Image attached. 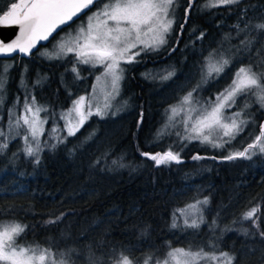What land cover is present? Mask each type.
Instances as JSON below:
<instances>
[{
    "label": "trees",
    "instance_id": "1",
    "mask_svg": "<svg viewBox=\"0 0 264 264\" xmlns=\"http://www.w3.org/2000/svg\"><path fill=\"white\" fill-rule=\"evenodd\" d=\"M186 1L179 0L180 16ZM253 1L239 0L238 4L206 12L196 9L194 16L205 20L196 21L195 27H204L207 35L203 38L195 35L194 54L170 53L173 34L165 47L142 54L139 62L130 65L117 99H128L131 109L116 118L106 116L114 118L112 126L109 119L91 117L74 136L60 132L59 137L67 138L62 143L57 140L50 144L55 147H43L49 138L46 130L41 138L43 151L39 153V163L22 151L24 142L20 137L9 141L7 149L0 152V218L28 226L19 240L21 244H38L44 248L52 245L53 252L57 248L61 252L74 250L72 259L76 264H87L89 250L104 262L113 250L119 253L124 249L141 262L149 253L156 258L164 257L169 245L195 247L212 241L218 246L217 254L224 251L236 258L233 264H264V238L259 235V231H264V155L228 161L222 159L232 152L227 147L216 149L198 141L181 142L179 139L174 143L167 136L153 143L157 130L169 122L166 109L174 102L169 100L170 91L175 90L176 100L181 98L177 81L185 72L196 70L197 73L208 51L216 44L228 37L234 45V57L220 77L209 79L207 88L201 87L202 100L209 99L221 84H227L237 65L252 62L254 66L259 65L254 70L264 72V36L253 38L250 6ZM10 2L18 0H0V9L6 10ZM104 2L97 0L74 22L61 27L59 33ZM209 16H219L222 20L210 22ZM54 38L38 50L50 45ZM243 40L253 41L250 50L241 46ZM207 48L209 50L204 51ZM38 50L28 57L18 54L11 58L0 57V65L9 66L5 74L4 103L0 105V128L6 130L8 110L15 98L20 94L22 99L25 95L20 81L23 71L27 76V90L40 105L47 107L50 118L66 109L74 93L82 87V77L77 78L71 71L74 65L79 76L92 79L86 76L89 68L77 64L74 58L47 61L37 55ZM155 67L162 70L160 76L167 69L174 70L175 75L168 80L160 76L159 80H154L151 74ZM194 82L190 83L191 88ZM238 101L234 111L245 103L252 105L243 117L252 123L234 140L236 149L233 151L251 143L259 134L264 118V109L254 98L240 97ZM98 125H102L100 132H92ZM182 143L186 145L183 151ZM169 145L173 151L181 152V163L155 166L141 155L142 152H163ZM197 154L206 158L193 160ZM205 197L209 198V204L204 209V224L198 229L186 228L180 219L178 227H171L176 209ZM257 206L259 231L251 220L241 219L244 212ZM213 220L216 225L210 227ZM226 227L231 231H224Z\"/></svg>",
    "mask_w": 264,
    "mask_h": 264
},
{
    "label": "snow or ice",
    "instance_id": "2",
    "mask_svg": "<svg viewBox=\"0 0 264 264\" xmlns=\"http://www.w3.org/2000/svg\"><path fill=\"white\" fill-rule=\"evenodd\" d=\"M97 3V0H18L10 2L6 10L0 9V25L18 26L17 37L9 43L0 42V56L11 54L31 55L36 48L37 42L47 41L50 36L61 26L69 25L74 18H78L81 13ZM239 0H206L200 5V9H212L238 4ZM195 0H187L185 8L184 23H187L189 12L193 9ZM179 7V0H105L103 6L87 17V20L79 25L75 30V36L69 41L58 42L54 46L55 51L49 53L45 51L43 55L49 59H60L68 54H73L77 64L90 65L93 68L102 67L101 76L96 77L99 82L104 80L105 88L108 90L103 106L97 103L95 92L96 85H93V92L88 96L81 95L72 101V105L60 113L64 128L56 125L50 129V133L66 131L67 136H74L84 123L93 115L101 118L108 115L111 104L108 98L112 94L119 95L121 82L124 79V67L122 65L139 62L138 58L149 51H158L168 43V36L172 33L176 25V10ZM182 30L184 24L179 25ZM239 29V25L235 26ZM248 25H245V29ZM255 29L264 32V23L254 26ZM244 29H240L243 31ZM201 37L204 33L201 32ZM71 37L72 34L69 33ZM252 40L241 41V46L245 50H250ZM215 51V50H213ZM201 81L180 98L178 104L170 105L166 112H170L169 122L165 123L162 129H158L153 138V143L162 141L166 136L171 137L173 133L169 130L179 123L183 131L175 132L179 141H198L201 144L210 145L216 149H226L234 140L240 136L252 123L251 120L243 118L248 114L247 110L251 104L245 103L238 111L227 112L236 106L239 97L254 98V102L264 109V72L254 70L259 65L254 66L249 62L247 66L239 67L233 74L231 82L215 96L201 103L200 99H194V94H198L203 84L209 79L220 77L225 69L232 63L231 58L221 56L216 59L212 53L205 58ZM9 66L0 65V105L4 103L2 99L4 86L6 83L5 74ZM79 76V70L74 65L71 69ZM175 75V71H167L161 75L160 79L168 80ZM23 84V81L21 82ZM39 80L36 81L38 85ZM26 88V85H25ZM114 98V97H113ZM20 104L17 97L13 107L8 110L9 121L7 130L0 128V152L7 149L10 140L20 137L24 142L22 149L26 155L35 157L39 163V153L43 147H55L44 142L42 147L41 137L45 135V125L48 117H41V113H47V108L40 105L35 97L26 92L22 111L17 114L16 105ZM115 115V112L111 113ZM183 114L180 121L176 117ZM75 121V123L73 122ZM142 123V114H141ZM137 127H140L138 123ZM21 130L24 135L21 136ZM94 135V133H93ZM67 137L56 136L58 142H63ZM186 146L180 145L181 151ZM264 155V123L259 125V134L255 135L251 143H248L242 150L229 152L223 156L224 160H235L238 158L252 159L254 155ZM141 155L154 162L155 166L169 165L173 162L181 163V152L173 151L172 145L163 152H142ZM206 157L194 155L193 160H201ZM215 159V157H211ZM209 204V198L195 200L186 204L183 208L173 212L172 228L178 227L177 221L182 219L186 228L198 229L205 223L204 209ZM259 206L251 208L242 214L244 221L251 220L253 227L259 231L257 213ZM55 221H49L54 223ZM213 220L210 227L215 226ZM27 225L18 221H5L0 218V264H76L72 259L74 250L61 252L56 249L53 252L52 245L42 248L38 244H21L19 242L22 234L25 233ZM224 231H231L225 228ZM245 235L249 234L247 229ZM259 235L264 238V231H259ZM218 246L209 241L204 246L189 245L187 248H173L169 245V250L162 259L154 260L153 264H233L235 257L228 252L220 251ZM209 250H205V249ZM90 251L87 264H138L134 254L127 250H120L113 254L107 261L102 262ZM153 260L151 256L144 260V264H149Z\"/></svg>",
    "mask_w": 264,
    "mask_h": 264
},
{
    "label": "rangeland",
    "instance_id": "3",
    "mask_svg": "<svg viewBox=\"0 0 264 264\" xmlns=\"http://www.w3.org/2000/svg\"><path fill=\"white\" fill-rule=\"evenodd\" d=\"M202 2L203 3H205L206 2V0H202ZM202 3V4H203ZM103 6V4L100 6V7H102ZM99 7V8H100ZM98 8V9H99ZM98 9H96L95 11H93V12H96ZM178 10H179V8H177V10H176V18L178 17V15H179V13H178ZM208 10H210V9H208ZM247 10V9H246ZM245 10V11H246ZM93 12H91L90 14H88L85 18H83V19H81L80 21H78L75 25H73L72 27H70V28H67L66 30H64V31H62L59 35H57L55 38H54V40L50 43V45H48V46H44V47H42L40 50H38V53H37V55L39 56V57H42V58H44L45 60H47V61H52V60H57V59H49L47 56H45V55H43V53L45 52V51H48L49 53H52V52H54L55 51V49H54V46L55 45H57V43L58 42H61V41H65V42H67V41H69L70 39H72L74 36H75V30L77 29V27L79 26V25H81L82 23H84L86 20H87V17L88 16H90V15H92V13ZM201 12H203V10L201 11ZM69 33H71L72 34V36L70 37L69 36ZM172 33H173V31H172ZM171 33V34H172ZM170 34V35H171ZM170 35L168 36V39H169V37H170ZM198 37H200V36H198ZM230 42V40H229V38L227 37L226 39H224L221 43H218V44H216L214 47H212L208 52V54H207V57L209 56V54L210 53H212V55L216 58V59H219L221 56H223L224 58H232V57H234V52H233V48H234V45ZM167 45V44H166ZM166 45H164L163 47H165ZM162 47V48H163ZM213 50H215V51H213ZM149 52H151V51H149ZM152 52H154V51H152ZM140 57H142V55L140 56ZM139 57V58H140ZM66 58H74V56H73V54H68L67 56H65V57H63V58H60V60H62V59H66ZM206 63V61L205 62H203L201 65H200V71H201V69H202V67H203V65ZM133 64V63H132ZM132 64H127V65H122V67H124V69H125V71H124V77H125V75H126V73H127V71H128V69H129V67H130V65H132ZM84 65V64H83ZM8 66V65H7ZM84 66H86L87 68H89V73H87L86 74V76H88V77H91L92 79H91V81H89L88 79L87 80H85L84 78H83V76H80V77H82V79L84 80V82L82 83H80V82H78V84L80 83V85L82 86L80 89H78L75 93H74V95L72 96V98H71V101H70V104H69V106L66 108V109H64V110H60V111H58V113L56 114L57 116L55 117V118H50V115L48 114V109H47V113H41V117L43 118L45 115L48 117V123L44 126L45 127V131L47 130L49 133V138H48V140H47V144L48 145H50V144H52V143H54L55 141H57V139H56V136L58 135L59 136V134H60V132H62V131H60L59 133H50V129L52 128V127H54V126H56V125H59V127L61 128L62 127V125H63V127L62 128H64V121L63 120H61L60 119V113H62V112H64L65 110H67L71 105H72V101L74 100V99H76L77 97H79V96H81V95H85V96H88L89 94H91L92 92H93V85L95 84L96 85V92H95V96H96V100H94L93 101V104H94V106H95V104L97 103V101L99 102V104L101 105V106H103V104L105 103V97L107 96V93H108V90L105 88V84H104V80H103V78L99 81V82H97L96 81V77H98V76H101V73L103 72V68L102 67H96V68H93L92 66H90V65H84ZM243 65H237V68L235 69V70H233L232 71V74L230 75V77H229V82L227 83V84H221V86L219 87V89L217 90V89H215V90H213V93L211 94V95H209L210 97L209 98H211V99H215V96H216V94L218 93V92H220V91H222L230 82H231V79H232V77H233V74L236 72V70L239 68V67H242ZM247 66V65H246ZM168 70V69H167ZM167 70L165 71V72H163V75H165L166 73H167ZM199 70L197 71V73H195L196 72V70H191V71H189V72H185V74H184V76H182L178 81H177V83H176V85L178 86V88H179V95H180V97H183L187 92H189V91H191L192 90V88H193V85H192V88H191V86H190V83L192 82V80L193 81H195L194 83H195V85H196V80H197V84L201 81V77H202V75H203V73L201 72V73H199ZM93 71H94V73H93ZM90 72H91V74H90ZM152 74H151V78L152 79H154V80H159V76H160V74H161V72H162V70L161 69H158V67L156 68H153L152 69ZM195 73V74H194ZM199 73V74H198ZM38 80V79H37ZM21 82L23 81V84L21 83V88H22V90H23V92L26 94V92H28V93H30V94H32V92H30V91H28L27 90V88H25V85H26V83H27V76H26V72L25 71H23L22 73H21V80H20ZM217 81V80H216ZM90 83V88H88V84ZM121 84H122V82H121ZM210 84L207 82L206 84H203L202 85V87L203 88H207L208 86H209ZM27 86V85H26ZM195 87V86H194ZM190 88H191V90H190ZM203 88H201L200 90H199V92H198V94H194V99H200V101H201V103H203L204 101H206V100H208V99H205V100H202L201 99V93H200V91L203 89ZM120 90H121V86H120ZM174 92H175V90L174 91H170V93H169V100H174V102L171 104V105H176V104H178V102H179V100L180 99H175V97L173 96V94H174ZM20 95V94H19ZM19 95L17 96V97H19ZM33 95V94H32ZM119 95H120V91H119ZM119 95L117 96V95H115L114 93L112 94V97H109L108 98V103H110L111 104V108L109 109V113H108V115H105V116H103L102 118H103V120H110V125L112 126L113 125V123H112V120L114 119V118H116V117H119V116H121V115H123L125 112H127V111H129L130 109H131V106H130V102H129V100L127 99V100H122V101H117V99L119 98ZM196 95V96H195ZM25 96V95H24ZM17 97L15 98V100H14V102H13V104H12V106L10 107V108H12L13 107V105H14V103L16 102V100H17ZM114 97V98H113ZM240 98V97H239ZM238 98V99H239ZM243 98V97H242ZM20 99V98H19ZM23 99H24V97L22 98V99H20V104L19 105H16V108H15V111H16V113L17 114H19L21 111H22V104H23ZM238 99H237V102H236V104L239 102L238 101ZM176 100V101H175ZM45 107V106H44ZM47 108V107H46ZM234 108L235 107H233L232 109H228L227 110V112L230 114L231 112H235L234 111ZM112 112H115L116 114L115 115H112L111 113ZM111 116V117H114V118H107L106 116ZM171 115V113L169 112V116ZM92 117H95V118H100V116H97V115H93ZM91 118V117H90ZM89 118V119H90ZM183 118V114H181L180 116H177L175 119H176V121H180L181 119ZM88 119V120H89ZM167 119H168V116H167ZM8 121H9V113H8V117H7V125H8ZM74 123H75V121H73ZM105 124H109V123H105ZM104 125V124H103ZM101 126L102 125H98L97 127H96V129H94L92 132H100V129H101ZM6 130H7V127H6ZM172 133H173V135L170 137L171 138V140H173L174 141V143L176 142V140L178 139L176 136H175V132H177V131H183V129H182V127H181V125L179 124V123H176V125H175V127H173V128H170L169 129ZM67 133V132H66ZM24 135V132H23V130H21V136H23ZM42 138V137H41ZM233 145H235V141H233L232 142V144L230 145V146H227V148L229 149V150H235L234 149V146ZM233 147V148H232ZM41 247V246H40ZM180 247H184V248H187L186 246H180ZM42 248H44V247H42ZM149 256H151L152 258H153V260H150L149 261V264H153V261L154 260H158V259H162L163 257H158V258H156V257H154V256H152L153 254L152 253H149L148 254ZM148 256V257H149ZM145 260V259H144ZM144 260L143 261H141V262H139L138 260V264H144ZM202 264H203V262H202Z\"/></svg>",
    "mask_w": 264,
    "mask_h": 264
},
{
    "label": "flooded vegetation",
    "instance_id": "4",
    "mask_svg": "<svg viewBox=\"0 0 264 264\" xmlns=\"http://www.w3.org/2000/svg\"><path fill=\"white\" fill-rule=\"evenodd\" d=\"M200 2V3H199ZM202 1L200 0H195V5L193 7V9L189 12L188 14V18H187V23H184V17H185V8L187 7V1L183 7V12L181 13V16L178 15V17L176 18V25L173 28V36L171 37V45L169 46V50L170 53H175L178 52L180 54L186 53V52H190V54H194V50H195V35L199 34V38H203L206 37L207 33L205 31L204 27H195V23L196 21H200L203 19L202 17L196 18L195 15V10L197 9L198 12H201L202 10L200 9V5H202ZM196 4H198L197 8H196ZM251 9H252V20L254 23V26L256 24L259 23H264V0H255L253 2H251L250 4ZM208 9H204L203 12L207 11ZM179 13V10H178ZM208 13V12H207ZM183 14V15H182ZM205 18L203 19L204 22ZM208 21H214V22H218L220 20H222L221 17L219 16H213V17H207ZM180 24H184L183 29L181 30L179 25ZM253 26V31H254V35L253 38L254 40L256 38H262V36H264V32H262L261 30L255 29ZM60 31V30H59ZM58 31V35L61 33H59ZM201 32L204 33L203 37H201ZM56 34V35H57ZM55 35V36H56ZM257 40V39H256ZM201 50V49H198ZM209 48L204 49V51H208ZM191 56V55H190ZM27 245V244H25Z\"/></svg>",
    "mask_w": 264,
    "mask_h": 264
},
{
    "label": "water",
    "instance_id": "5",
    "mask_svg": "<svg viewBox=\"0 0 264 264\" xmlns=\"http://www.w3.org/2000/svg\"><path fill=\"white\" fill-rule=\"evenodd\" d=\"M76 19L77 18H74V20L72 22H74ZM72 22H70V24ZM66 26H68V25H66ZM61 27H64V26H61ZM59 29H57L50 36V38L47 41H39V42H37L36 48H34L32 50L31 54H33L34 52H36L39 49V47H41V46L46 45L47 43H49L54 38V36L58 33ZM18 33H19L18 26L0 25V42H2V43H9V42H11L12 40H14L17 37ZM15 55H17V54H11V55L0 56V57H2V58H11V57H13ZM21 56L28 57L30 55H21ZM262 123H264V118L261 120L260 124H262Z\"/></svg>",
    "mask_w": 264,
    "mask_h": 264
}]
</instances>
